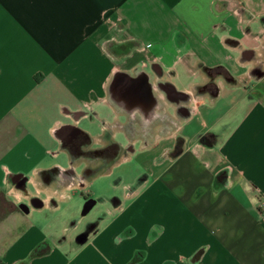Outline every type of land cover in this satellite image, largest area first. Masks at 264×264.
Listing matches in <instances>:
<instances>
[{
	"label": "crops",
	"instance_id": "1",
	"mask_svg": "<svg viewBox=\"0 0 264 264\" xmlns=\"http://www.w3.org/2000/svg\"><path fill=\"white\" fill-rule=\"evenodd\" d=\"M260 199L264 0H0V264H264Z\"/></svg>",
	"mask_w": 264,
	"mask_h": 264
},
{
	"label": "rangeland",
	"instance_id": "2",
	"mask_svg": "<svg viewBox=\"0 0 264 264\" xmlns=\"http://www.w3.org/2000/svg\"><path fill=\"white\" fill-rule=\"evenodd\" d=\"M87 113H88L87 115H89L88 119L90 120V118H92L91 112L87 111ZM84 121L85 120L83 119V121H81L79 123V126H81V127H85L86 126L89 129V131H91V132H93L94 129H95V131H99V132L102 133L104 139L110 140L111 142H107L102 147H100L101 151L103 150V154L105 156L102 155V156H99V157H96V158L86 159L85 160L86 162H83L80 166L77 167L78 170H82L84 164L86 163V164H88L90 169H93V174H92L93 176L99 175V173H102V172L105 173V176H104L105 179L103 178V181H102V178H100V180H101L100 182L101 183H99V181H97L99 185H102V183L103 184H107V183H112L114 181H117V177H118L117 176V172H114V170L118 168V164L116 163L118 158H114L112 156V154H111L112 153V148L116 146V145L114 146V143L112 141V137L110 136L112 128H109V127H105L104 129L100 128V126H98V125H100L102 123L101 121L98 122L97 125L94 128H92L90 124H87ZM135 124L139 125V123L137 121L135 122ZM74 142H75V140H74ZM73 145H74V147H79L78 150L82 151L81 153H79L80 156H84V157L85 156H90L91 154H94L93 152L96 151L95 148H93L91 143H89L88 145H87V143L86 144H84V143L83 144H81V143L76 144L75 143ZM101 151H100V153H101ZM122 166H129V162L125 161V163ZM75 193H80V192L77 190V191H74V194ZM82 198H83V196H82ZM74 221H76V220H74Z\"/></svg>",
	"mask_w": 264,
	"mask_h": 264
},
{
	"label": "built area",
	"instance_id": "3",
	"mask_svg": "<svg viewBox=\"0 0 264 264\" xmlns=\"http://www.w3.org/2000/svg\"><path fill=\"white\" fill-rule=\"evenodd\" d=\"M259 209L261 212L264 211V199L259 200Z\"/></svg>",
	"mask_w": 264,
	"mask_h": 264
}]
</instances>
